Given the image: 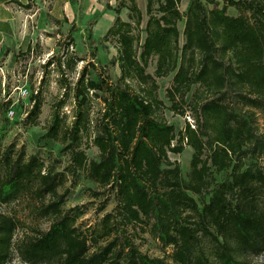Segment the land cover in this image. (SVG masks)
Masks as SVG:
<instances>
[{"label":"trees","instance_id":"1","mask_svg":"<svg viewBox=\"0 0 264 264\" xmlns=\"http://www.w3.org/2000/svg\"><path fill=\"white\" fill-rule=\"evenodd\" d=\"M116 1L100 40L116 46L109 63L117 78L105 63L84 64L67 81L83 61L67 41L43 65L60 74L63 96L35 134V151L3 147L0 137V264L15 253L22 264H249L264 253V0H188L184 10L181 0H145L144 13L137 0ZM168 76L165 106L156 80ZM44 82L28 97L24 127L39 124ZM5 91L10 108L9 82ZM164 109L183 125L168 122ZM185 146L192 155L183 173L170 154ZM62 155L68 161L57 170ZM78 178L113 204L89 227L77 222L86 206L66 208L68 188L59 192ZM23 202L49 225L17 238L25 221L1 208ZM138 231L163 255L143 253Z\"/></svg>","mask_w":264,"mask_h":264},{"label":"rangeland","instance_id":"2","mask_svg":"<svg viewBox=\"0 0 264 264\" xmlns=\"http://www.w3.org/2000/svg\"><path fill=\"white\" fill-rule=\"evenodd\" d=\"M187 1L181 0V10L185 9ZM28 2L30 5L29 9H31L30 11L28 10L29 17L37 11V18L39 17V13H42L40 16L43 20L50 23L52 27L54 23V29L51 32L48 31L47 34L49 36L54 35L55 41L49 42V45H44L45 43L43 45L39 43L38 46L33 45V48H30L28 52L26 51L28 47V35H26L25 39L22 40L23 42L20 41V54L16 52L19 44L17 43L13 45V51L11 53L4 54V56L0 55V81L5 86L9 82L12 106L14 105L13 109L16 112L14 117L8 116L10 108L2 106L6 98H4L5 93L3 88H1L0 137L3 147L14 143L17 145V148L24 146L26 153L30 154L35 151V143L33 141L35 134L42 133L49 124L52 104L63 96L60 74L56 72L52 65L49 68L43 67L47 59L52 56H59L63 52V47L67 41H71L69 52L83 58V61H79L74 72L66 71L65 76L67 81L73 82L77 78V72L84 64H94L99 67L100 64H107L105 66L106 72L111 76L112 80H115L119 75V69L117 65L109 63V60L116 55L114 42L100 40L115 18V13L111 8L117 4L116 0H28ZM137 3L144 13L145 0H137ZM41 4L43 5V10H38V8H41ZM120 16L122 19L127 20V9H122ZM28 20L32 21V19ZM55 23H58L57 25L59 26L57 30ZM178 27L180 30L182 29L181 22L178 23ZM25 29H27V26ZM56 33L58 34L57 37ZM153 70L154 62L151 61L147 71L153 73ZM43 78L45 82L43 83L42 90L45 100L42 106V113L39 116V124L37 126L24 127L21 124V120L25 117L26 112L31 106L28 97L32 90H36L41 86L40 82ZM170 78L168 76L157 78L156 80L159 87L158 96L164 102L165 106L169 105L165 98V92L170 86ZM21 84L28 87V95L25 98H21L15 88ZM70 104L71 98L68 99V104L64 109L67 112L70 111ZM162 115L170 123H175L179 126H182L184 123L183 116L175 114L168 109H164ZM258 123L259 128L264 129L261 116H259ZM58 148L59 146L55 148L54 154H56ZM86 154L89 158H96L97 150L94 147L87 148ZM191 155V147L185 146L182 153L170 154V159L179 163L183 173H186L189 170ZM60 159L61 163L57 165V170H62L68 161L65 155H62ZM65 188H68V193L65 198L66 208L76 204H84L86 206V213L77 221L78 223L84 224L83 226L85 227L93 225L105 212L110 211L113 206L112 203L109 204L110 201L105 195L99 198L90 195L86 188H94V190L100 189L95 187L93 183L82 178L76 179L75 182L73 179H68L65 185L59 189V192H63ZM103 203L106 205L105 209L98 212V208ZM1 210L15 213L25 221L26 227L17 233V238L21 237L24 233L31 232L33 228L40 230H46L48 228L49 222L47 220H36L28 215L24 202L3 207ZM139 233V231L136 233V243L143 253L149 256L163 255L156 241L151 239L147 234ZM9 264H22L17 253L14 254L13 260ZM249 264H264V253L249 258Z\"/></svg>","mask_w":264,"mask_h":264},{"label":"crops","instance_id":"3","mask_svg":"<svg viewBox=\"0 0 264 264\" xmlns=\"http://www.w3.org/2000/svg\"><path fill=\"white\" fill-rule=\"evenodd\" d=\"M28 0H0V55L9 54L13 51V45L18 44L16 52L21 51L20 41L28 35V47L33 48V45H49V42H54V35L49 36L48 31L54 28L50 23L43 20L40 16L37 18V11L29 17L28 10L30 5ZM43 10V5H40ZM34 17V18H32ZM32 19V21L28 20ZM57 22V20H55ZM55 23L56 30L59 28ZM27 26V29L25 27ZM45 32V33H43ZM57 32V31H56ZM58 34L56 33V37ZM31 46V47H30ZM45 53V50H44Z\"/></svg>","mask_w":264,"mask_h":264},{"label":"built area","instance_id":"4","mask_svg":"<svg viewBox=\"0 0 264 264\" xmlns=\"http://www.w3.org/2000/svg\"><path fill=\"white\" fill-rule=\"evenodd\" d=\"M3 88V91L4 93L6 94V91H5V84L3 82L0 81V89ZM19 96L21 98H25L27 95H28V87L24 84H21L20 86H16L15 87ZM14 106V105H13ZM13 106L10 107L9 111H8V116L9 117H14L16 115V112L15 110L13 109Z\"/></svg>","mask_w":264,"mask_h":264}]
</instances>
